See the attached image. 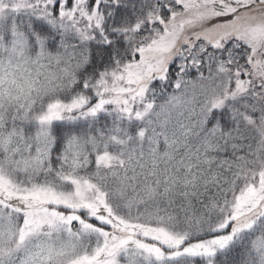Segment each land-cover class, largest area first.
Masks as SVG:
<instances>
[{
	"label": "snow or ice",
	"instance_id": "snow-or-ice-1",
	"mask_svg": "<svg viewBox=\"0 0 264 264\" xmlns=\"http://www.w3.org/2000/svg\"><path fill=\"white\" fill-rule=\"evenodd\" d=\"M0 264H264V0H0Z\"/></svg>",
	"mask_w": 264,
	"mask_h": 264
},
{
	"label": "trees",
	"instance_id": "trees-1",
	"mask_svg": "<svg viewBox=\"0 0 264 264\" xmlns=\"http://www.w3.org/2000/svg\"><path fill=\"white\" fill-rule=\"evenodd\" d=\"M193 74H195V73H193Z\"/></svg>",
	"mask_w": 264,
	"mask_h": 264
}]
</instances>
